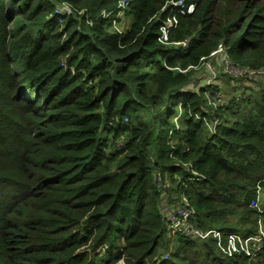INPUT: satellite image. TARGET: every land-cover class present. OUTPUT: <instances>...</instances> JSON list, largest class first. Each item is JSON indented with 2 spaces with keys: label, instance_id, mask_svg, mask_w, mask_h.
Segmentation results:
<instances>
[{
  "label": "trees",
  "instance_id": "trees-1",
  "mask_svg": "<svg viewBox=\"0 0 264 264\" xmlns=\"http://www.w3.org/2000/svg\"><path fill=\"white\" fill-rule=\"evenodd\" d=\"M120 1L0 0V264H254L171 240L155 177L187 195L203 230L254 234L237 228L264 178V87L219 104L230 76L214 60L207 84L205 63L223 43L264 71V0H185L195 10L170 42L191 37L186 50L158 43L176 0H129L118 33L99 16Z\"/></svg>",
  "mask_w": 264,
  "mask_h": 264
},
{
  "label": "built area",
  "instance_id": "built-area-1",
  "mask_svg": "<svg viewBox=\"0 0 264 264\" xmlns=\"http://www.w3.org/2000/svg\"><path fill=\"white\" fill-rule=\"evenodd\" d=\"M199 1V0H196ZM129 5V0H121L117 5V11L122 12L126 10ZM195 3H191L190 5H186L185 0H176L168 2L163 8L162 12L167 13L166 20H163L161 23L159 33H158V43L164 46L171 45L176 49L186 50L192 38L188 37L181 42H170L171 33L176 30L178 26V16L179 15H190L195 10ZM58 12H63L64 14L71 15L73 14L72 7L69 4L62 5L58 7ZM82 13V12H81ZM79 13V14H81ZM114 12L102 11L99 17L110 18ZM115 23V21H114ZM118 33H122L121 30L117 31ZM211 57H217L221 62V68L223 69L226 75H234L231 71L241 73L239 75L246 76L256 74V72L249 71L247 69H242L239 66L235 65L233 61L228 56V48L220 43L217 49L211 54ZM205 59L203 58L201 61L203 62ZM207 68H211V66L205 63ZM179 72H186L180 71ZM214 76L215 73L213 72ZM238 76V75H234ZM213 80L208 78L207 84H211ZM217 124V122H216ZM216 124L211 127L212 130H215ZM158 188L161 190V195L163 198L162 201V218L166 225L168 235L177 236L184 235L188 236L192 239H200V240H209L213 239L218 243V246L222 247L223 250L228 251L229 253L237 252L248 255L251 259H255L261 252L264 247V243L262 239L254 238L252 241V245L250 247L244 248L242 246V238L236 234L230 235L228 238H224L220 231L216 229L212 230H203L197 225V212L196 209L191 204L190 199L187 195L181 196L179 198L180 192L174 195H170V190L166 181L165 176L162 174H157L155 177ZM253 205H257L256 201L252 202ZM228 240L227 248L224 247V241ZM243 247V251H242Z\"/></svg>",
  "mask_w": 264,
  "mask_h": 264
},
{
  "label": "rangeland",
  "instance_id": "rangeland-1",
  "mask_svg": "<svg viewBox=\"0 0 264 264\" xmlns=\"http://www.w3.org/2000/svg\"><path fill=\"white\" fill-rule=\"evenodd\" d=\"M67 3H64L62 5H66ZM62 5H59V7H61ZM125 10L122 12H119L117 19L114 18L116 16V14H113L112 19H113V25H114V29L115 31H123L126 29H129L133 18L130 15H125L124 14ZM115 21V23H114ZM228 56L230 57L229 53ZM231 59V58H230ZM216 60V65L219 62V60L217 59V57H210L209 59H207L206 63L209 64L211 66V68H207L208 71L211 73V76H209V79L211 80H216V71L214 69V65H213V61ZM221 66V65H220ZM213 72L215 73V76L213 74ZM232 74L234 75H238V76H234V75H228L230 77H228L229 80V84H226L225 88H222L224 92L226 93H222L221 94V100L219 101V104H223L225 101L229 102L230 100L233 99L234 96L239 97V96H248L251 94H254V92H256L253 88V86L256 88V85L258 84L259 86H263L264 87V71L261 72H257L256 74H252V75H246L249 76L250 80H235V79H240L242 78V75H239L241 73V71L239 73L237 72H233L231 71ZM233 78V79H232ZM208 80V78H207ZM253 80H260L258 82H253ZM218 81H220V79H218ZM226 82V81H225ZM198 85H196L195 87H197L198 89H200L202 87L201 82L197 83ZM248 91V93H247ZM212 130V129H211ZM214 131V130H212ZM254 192L258 194L259 200H260V204L259 207H255L256 205H253L251 203L252 206H250V209H252L250 211V214L247 218H242L243 214H239V218L240 220L243 222L240 226H238L237 230L242 231L243 229L246 230H250V229H254L255 228V232H257L258 234H260V237H258V239H262L263 243H264V178H262L261 180H259L255 187H254ZM185 195L183 192H180L179 194V198L181 196ZM161 211H162V204H161ZM220 230V229H217ZM221 231V230H220ZM254 232V233H255ZM221 234L223 237H227L231 234H236L238 236H240L242 238V246H244V248L250 247L252 245V241H254V234H249L248 237L247 235H245L244 233L241 232H226V231H221ZM169 236V235H168ZM171 238V240H173L176 236H169ZM169 245H170V252L176 248L175 245V241H169ZM242 251H243V247H242ZM264 256V247L261 250L260 254H259V258L257 259V261L254 264H257L262 257ZM203 256H200L199 259L200 261L197 259L196 262L194 264H201V258ZM159 258V257H158ZM158 261L157 258H155L154 260L148 262V264H156V262ZM117 264H124L123 260L119 261Z\"/></svg>",
  "mask_w": 264,
  "mask_h": 264
},
{
  "label": "clouds",
  "instance_id": "clouds-1",
  "mask_svg": "<svg viewBox=\"0 0 264 264\" xmlns=\"http://www.w3.org/2000/svg\"><path fill=\"white\" fill-rule=\"evenodd\" d=\"M111 12V11H110ZM118 13H116V12H114V14H116V16L114 17V18H116L117 19V16H118V14H119V11H117ZM113 16V15H112ZM110 18H112V17H110ZM118 20V19H117ZM166 177V176H165ZM255 195H256V202H257V205L255 206V207H259V204H260V200H259V197H258V194L257 193H254ZM254 201V200H253ZM253 201H251L250 202V204H249V206H252L251 205V203L253 202ZM210 230H212V229H210ZM217 230V229H216ZM218 231H220V230H218ZM221 232V231H220ZM231 235H234V234H231ZM254 238H258V237H260V234H258L257 232H255L254 233ZM230 236V235H229ZM229 236H227V237H224V238H228ZM251 236H252V234H251ZM209 240H212L213 242H216L215 240H213V239H209ZM259 258V255L255 258V259H251V261L252 262H256L257 261V259Z\"/></svg>",
  "mask_w": 264,
  "mask_h": 264
},
{
  "label": "bare ground",
  "instance_id": "bare-ground-1",
  "mask_svg": "<svg viewBox=\"0 0 264 264\" xmlns=\"http://www.w3.org/2000/svg\"><path fill=\"white\" fill-rule=\"evenodd\" d=\"M236 110V109H235Z\"/></svg>",
  "mask_w": 264,
  "mask_h": 264
}]
</instances>
